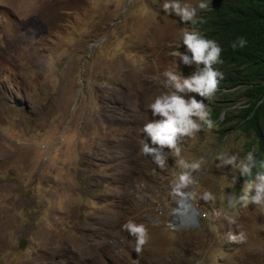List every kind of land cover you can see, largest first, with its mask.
Returning a JSON list of instances; mask_svg holds the SVG:
<instances>
[{"label":"rangeland","instance_id":"1","mask_svg":"<svg viewBox=\"0 0 264 264\" xmlns=\"http://www.w3.org/2000/svg\"><path fill=\"white\" fill-rule=\"evenodd\" d=\"M164 2L0 0V264H264V210L243 206L239 169L221 162L249 153L238 95L188 93L210 115L226 105L225 122L180 137L163 167L142 151L144 125L160 118L148 105L170 91L163 73L198 67L173 55L187 53L191 22ZM184 194L199 227L170 225ZM129 220L148 229L139 254ZM230 231L247 241L230 243Z\"/></svg>","mask_w":264,"mask_h":264},{"label":"clouds","instance_id":"2","mask_svg":"<svg viewBox=\"0 0 264 264\" xmlns=\"http://www.w3.org/2000/svg\"><path fill=\"white\" fill-rule=\"evenodd\" d=\"M162 8L168 15L175 13L186 24L188 22L195 24L198 9L205 10L208 5L200 2L198 6H194L190 3H182L181 0H165ZM238 43L240 47H244L246 41L240 38ZM183 45L186 46L187 53H191V55L180 51L174 52L173 55L178 56L187 65L195 63L198 66L197 71L190 77H184L170 70L163 73L166 78L164 85L170 91L157 96L154 102L148 105L152 115L160 118L151 120L143 127V132L147 134V137L142 151L145 155L152 156L154 162L160 167H163L166 160L165 148L179 154L178 141L180 137L194 136L204 124L209 128L213 126L203 99L198 101L195 97L185 98L187 94L197 93L202 98L210 99L219 90L220 80L224 78V74L213 67V65L223 63L220 59L223 49L215 40L207 39L197 30H185ZM232 47L236 48L237 44L234 43ZM201 64L204 66L203 68L199 67ZM148 138L151 140V145L148 143ZM237 158L236 155L222 157L221 162L223 165H232L238 168L243 177H252V169L255 167L254 153L249 152L239 164H237ZM186 166L196 170L200 164L192 163ZM179 179L182 182H187L189 173L182 172ZM233 182H236L235 178ZM253 189H255V195L251 194ZM185 195L187 194L182 195L180 200ZM210 198L211 193H205L204 199ZM238 199L245 207L255 204L264 210V173H256L255 179H245L243 195ZM230 223L234 224L235 220L230 219ZM123 227L136 238L135 251L139 254L150 239L147 227L143 223L137 224L132 220H129ZM227 238L233 244L247 241V235L243 231L238 234L230 231L227 233Z\"/></svg>","mask_w":264,"mask_h":264},{"label":"trees","instance_id":"3","mask_svg":"<svg viewBox=\"0 0 264 264\" xmlns=\"http://www.w3.org/2000/svg\"><path fill=\"white\" fill-rule=\"evenodd\" d=\"M191 30L199 31L207 39L215 40L223 49L222 64L213 65L224 74L219 89L232 90L223 93L221 101L238 95L244 103L239 131L249 138L248 150L255 155L252 177H239L236 195L245 179H255L256 173H264V0H210L208 8L201 12ZM246 41L240 47L238 40ZM236 43L237 47L232 45ZM235 92H239L235 94ZM223 103V102H219ZM226 105L213 106L210 119L224 123ZM224 120H221L222 114ZM227 130L218 134L224 140Z\"/></svg>","mask_w":264,"mask_h":264},{"label":"water","instance_id":"4","mask_svg":"<svg viewBox=\"0 0 264 264\" xmlns=\"http://www.w3.org/2000/svg\"><path fill=\"white\" fill-rule=\"evenodd\" d=\"M199 211L189 195H185L173 211L170 225L175 228H195L200 226Z\"/></svg>","mask_w":264,"mask_h":264}]
</instances>
